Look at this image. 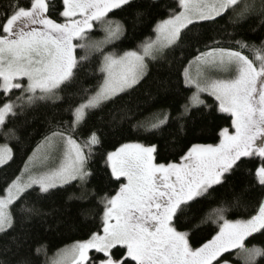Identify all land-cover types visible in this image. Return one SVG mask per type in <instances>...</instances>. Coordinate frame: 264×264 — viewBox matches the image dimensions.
Wrapping results in <instances>:
<instances>
[{
  "label": "snow or ice",
  "instance_id": "snow-or-ice-1",
  "mask_svg": "<svg viewBox=\"0 0 264 264\" xmlns=\"http://www.w3.org/2000/svg\"><path fill=\"white\" fill-rule=\"evenodd\" d=\"M117 12L132 21L133 47L118 44L129 26L109 18ZM226 16L233 26L256 19L264 28V0H0V168L14 158L7 141L20 142L41 112L47 126L19 174L0 185V236L13 245L0 249V264H222L234 250L244 264L264 258V247L247 246L264 236V41L249 45L226 26L209 40L192 35ZM97 25L104 36L93 40ZM186 42L195 51L177 62ZM182 92L190 93L183 103ZM194 109L223 114L230 127L214 143L184 145L178 161L157 162L159 143L104 149L100 125L127 123L175 143ZM94 118L99 124L88 127ZM97 156L119 186L100 198L96 230L50 257L46 245L29 243L27 225L50 215L43 201L74 182L82 188ZM242 205L246 218H227ZM206 224L214 234L194 247Z\"/></svg>",
  "mask_w": 264,
  "mask_h": 264
},
{
  "label": "trees",
  "instance_id": "trees-1",
  "mask_svg": "<svg viewBox=\"0 0 264 264\" xmlns=\"http://www.w3.org/2000/svg\"><path fill=\"white\" fill-rule=\"evenodd\" d=\"M167 3H171V0H165V4ZM163 15H166V9L163 6L153 13V17L156 19H159ZM229 15H231V13H229ZM109 18L123 20L125 24L129 26L128 38L124 39L122 42H118L120 48L133 47L136 40L132 38L133 34L130 28L132 21L128 17V14L117 12L115 14H110ZM151 22L150 20L145 21L144 25H141L137 30L136 36L140 39L147 36L150 32V27L145 25H149ZM225 26L228 32L234 33L235 39H243L249 45L259 47L261 41H264V28L261 27L259 20L248 19L247 21L241 22L238 26H233L227 23V16L224 20H221L219 24H211L195 29L192 35L194 37H202L205 40H209L212 37L221 35ZM186 45L187 42L184 46L175 51L174 58L177 62L184 57L190 59L192 53L195 51L194 48H188ZM224 46H230L227 40ZM200 47H203V45H200ZM245 54L250 57L252 56V53L247 50ZM77 55H84V53L78 50ZM177 67H179V63H177ZM188 94L190 93L182 92L180 94L178 99L181 103H183L184 96ZM205 100L209 104L215 103L212 98L207 97ZM152 111H155V109L150 108L144 110L142 114L137 115V118L144 119L149 116ZM221 117H223V114L220 113H213L212 116H202L199 111L194 109L188 122L186 132L180 134L179 139L176 140L175 143L172 142V137H167L166 139L159 136L152 137L144 132H138L127 123L123 125L117 124L115 127L100 125V131L104 137V149L106 150H114L115 147H119L122 143H159L160 154L157 158V162L164 163L172 160L178 161L181 148L190 142H216V133L219 128L230 127V119ZM93 123L99 124V121L95 118L90 120L88 127H91ZM46 127L45 118L41 112L39 118L33 121L30 127L20 131V142L15 140L7 141L9 146L13 149L14 158L9 161L8 165L0 168V185L3 184L6 177L19 174V169L23 167L24 161L27 159V156L31 153L36 143L41 139L46 131ZM3 143H5V140L0 136V144ZM91 168L93 170V175L82 188L77 182H74L72 185L66 186V191L61 190L48 200L43 201V208L45 211L49 212L50 215L43 219H36L31 224L27 225L28 230L31 231L29 243L33 246L37 244L46 245L50 257L76 241L86 239L90 231L96 230L100 222L98 213H101L103 208L99 203L100 198L104 195L114 194L119 186L116 182H109V179L104 176L102 171L103 163L99 161V156L92 162ZM236 180L237 177H233L230 183ZM73 195L80 197V199H69V196ZM213 196H215V194H213ZM208 199L211 201L212 197ZM210 206L211 205L206 202L204 205H197L196 208H208ZM248 211H250V209H246L242 205L238 208H232L226 215L229 219L246 218ZM213 228L214 225H204L192 236V245L194 247L199 246L205 239L210 238L211 235L214 234L212 231ZM252 244L264 247V236L257 235L255 239H250L247 242L248 247H251ZM6 245L8 247H13L11 237L0 236V249H3ZM4 258V256H0V259ZM223 260H227L229 264H244L242 257H236V250L232 253H226L222 258V263ZM257 264H264V258H257Z\"/></svg>",
  "mask_w": 264,
  "mask_h": 264
},
{
  "label": "rangeland",
  "instance_id": "rangeland-1",
  "mask_svg": "<svg viewBox=\"0 0 264 264\" xmlns=\"http://www.w3.org/2000/svg\"><path fill=\"white\" fill-rule=\"evenodd\" d=\"M103 36H104V32H103V30H102V27L100 26V25H97V27H96V29L92 32V33H90V37H91V39H93V40H98V39H102L103 38ZM78 50H80V51H82L83 53H84V50H81V49H77L76 51H78ZM85 54V53H84ZM208 96H203V98L204 99H206ZM208 98H211V97H208ZM71 246V245H70ZM69 247V246H68ZM66 248V247H65ZM55 255V254H54ZM53 255V256H54ZM223 264V263H222Z\"/></svg>",
  "mask_w": 264,
  "mask_h": 264
}]
</instances>
